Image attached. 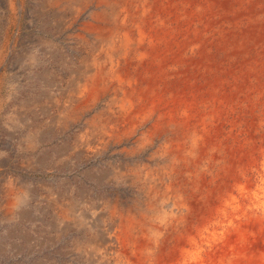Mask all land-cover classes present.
Masks as SVG:
<instances>
[{"label":"bare ground","instance_id":"bare-ground-1","mask_svg":"<svg viewBox=\"0 0 264 264\" xmlns=\"http://www.w3.org/2000/svg\"><path fill=\"white\" fill-rule=\"evenodd\" d=\"M0 4L11 15L0 35V74L26 76L49 98L26 102L28 110L50 116L38 132L22 136L26 149L35 150L37 137L77 127L53 146L55 165L64 170L95 158L85 171L116 191L90 203L74 180L50 190L41 199L45 213L53 209L45 241L60 243L76 264H264V102L243 101L224 112L214 100L206 106L200 99L223 77H241L249 54L264 50V0ZM201 11L211 15L205 39ZM45 12L53 17L49 27L60 24L75 33L77 44H92L89 60L72 64L74 79L66 88L49 70L40 71L41 51L57 59L65 48L38 29ZM26 19L30 31L20 38ZM220 26L226 38L217 37ZM193 33L201 41L189 44ZM65 57L62 65L69 68ZM55 91L63 92V101ZM19 123L10 125V135ZM3 188L13 221L18 209L34 202L33 187L9 176ZM26 208L19 212L24 220L30 219Z\"/></svg>","mask_w":264,"mask_h":264},{"label":"rangeland","instance_id":"rangeland-1","mask_svg":"<svg viewBox=\"0 0 264 264\" xmlns=\"http://www.w3.org/2000/svg\"><path fill=\"white\" fill-rule=\"evenodd\" d=\"M30 1L31 0H27V2ZM210 16L211 15L208 12L204 13L203 11H201L200 13V35H202L203 31V39L207 37L205 32L210 26ZM9 17L11 18V15L9 10L7 9V6H3L0 4V35H3V33L8 29L10 19ZM51 18L53 19V17L49 15V13H43L42 21L40 23L41 26L38 29L40 30L42 35L53 39L56 44H61L65 46V48L63 50V54L60 53L57 59L51 58L48 54V50L45 49L46 51H41L40 56L42 57L43 64L40 66V71L42 73H46V71L49 70L50 79L60 81L63 88H66L67 85H69V83L74 79V75L71 72L72 64L76 63L79 65V63L81 62L89 60L91 52L93 51L92 44L91 42L77 44L75 33L71 32L70 29L62 27V25L60 24L56 25V27L54 28L49 27L47 25V21H49ZM56 18L60 19L58 17ZM25 21L22 30L23 32L20 38H24V35H26V33L30 31L27 19ZM217 31L218 38L223 39V37L227 35L226 29H224L223 26H220L219 28L217 27ZM14 32H17L16 24H14L11 29L12 36H14ZM200 35L196 36L193 33L192 38L191 36L189 38V44L200 40ZM21 47L22 45L20 44L19 48ZM253 52L254 53L249 54L250 59L246 64L245 71L243 72L241 77H223L222 81L217 83L219 85H210L205 89L204 92H202L200 99H202L203 105L206 104V106H210V102L214 100L213 105L216 107V109L225 112V109L226 111L230 110L231 108L240 105V103L243 101H246L251 105L256 104L258 99H260L259 103L264 102V50L257 49ZM65 55L68 56L67 58L71 62V65L69 64V68L62 65V63L66 59ZM21 77L15 76L14 72H11L10 70H7L6 72L0 74V79L3 80L2 85H0V264H76L77 261L74 260L71 255H68L67 249H65L60 243L56 242L58 244L57 245L50 239L45 241L44 236L49 234L47 232L48 220L53 213V209L51 208L45 213V209L43 207L44 203L41 202V199H43L44 196L48 195L50 193V190L52 192L53 190H58L60 186L63 187V185H67L70 180H74L73 183L78 189L77 193L81 191L83 192V190L86 192V196L89 199L90 203L93 201V199L97 202L99 201V198H106L109 193H116V191H114L110 186L106 184L99 183L93 180L85 171L88 167L95 164V158H92L91 161H81V164H79L77 167L66 168L64 170L58 168V166L55 165L53 146L57 143H60V141L63 139L72 138L73 134H75L77 130V127H74L70 131L63 134H49L46 140H40L37 137L35 141L37 142L35 143V150L33 151L26 149L25 141L22 140V136L25 135V133L28 134L32 132H38L41 128L47 125V122L50 118L49 115L43 116L41 110L38 107H36L34 110H28L26 102L29 98L35 99L37 105H39L40 103L47 102L49 98L47 97V94L43 96L44 98H41V91L39 90L40 87L38 86V84L33 86L29 84V79L26 78V76ZM21 79H23V81ZM55 94L61 101H63L64 95L62 91H55ZM104 102H106V100L102 101V103ZM56 110L57 109H54L53 111L59 113L57 112L58 110ZM89 115L90 114H88V116ZM12 123H19L18 131L17 133L15 132L16 134L14 136L10 135L12 132V128L10 125ZM25 125L27 127H25ZM221 134L222 133H219L218 136H222ZM216 137L217 136H215V138ZM102 161L103 162H101V164L104 166L106 163L105 161H108V158L105 157L102 159ZM96 163H98V161ZM9 176H12L17 180H20L21 178L24 179L33 187L34 191V198L32 199V201L34 202L32 203V205H29V207L27 208L22 206V208L18 209V213L16 214V217H18L13 221L8 220L5 213V208L3 207V201L6 197V191L3 187L7 184V179ZM61 183L63 184L60 185ZM24 208L29 210L30 215L28 216H30V219L24 220L23 218L25 217L21 216L20 213L24 212ZM32 208L35 212H33L34 215L40 217L37 220H34V218L31 216ZM39 209L41 210L39 211ZM22 220H24L25 222H23ZM12 229L14 230L12 231ZM39 237L41 238L42 242L37 243ZM26 244L28 247L26 246ZM15 245L16 247H14ZM33 250L35 251V254Z\"/></svg>","mask_w":264,"mask_h":264}]
</instances>
